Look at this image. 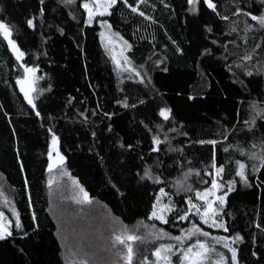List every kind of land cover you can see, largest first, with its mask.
<instances>
[{"label":"trees","instance_id":"trees-1","mask_svg":"<svg viewBox=\"0 0 264 264\" xmlns=\"http://www.w3.org/2000/svg\"><path fill=\"white\" fill-rule=\"evenodd\" d=\"M81 2L77 0V4ZM147 2L157 7L152 9L141 4L140 8L152 16L155 23L131 14V18L113 26L114 31H120L134 45L137 68L144 64L151 69L142 71L144 82L141 83L138 78H118L111 56L101 43L98 26H77L71 20L69 13L75 5L45 0L46 20L41 22V17L36 16L38 27L33 30L27 27L26 19L35 14L38 0H0V20L8 23L12 38L26 52L24 59L31 58L32 64L38 65L36 89L51 86V91L40 95L37 103L48 115L60 118L49 121L45 116L41 120L30 111L31 106L16 84L22 69L16 68L18 62L0 36V105H4L0 109V210L12 221L15 216L11 215L10 205L15 206L22 225L21 229H12V236L0 240V264H65L53 214L55 205L62 204L63 209L69 208L72 215L77 216L75 211L81 206L66 197L77 190V184L89 192L90 205L104 206L123 224L133 226L140 221H151L150 193H145L134 175L138 171L134 164L139 161L132 159L130 149L119 145L132 143L137 146V152L146 148L149 134L144 125L154 128L157 123H168L158 117L159 107L171 108L176 126L188 133V137L176 135L172 143L173 146L183 144L191 165H173L175 152L161 157L169 166L164 172L169 187L184 177L188 167L199 170L206 166L207 146L189 143V140L206 137L218 140L217 156L223 158L225 180L232 178L237 160L245 163L249 174L252 165L258 164V160L242 153L255 152L259 156L264 151L261 146L264 141L245 139L247 125L244 123L251 121L253 103L264 108V69L260 68L264 62V27L251 17L232 14L235 7L242 6L241 0H213L220 13L229 16L228 21L214 18L211 10L192 14L182 6L184 0H165L171 9L161 5L160 0ZM243 4H251L254 13L258 9L253 0H243ZM81 12L82 8L76 15ZM116 19L120 20V13L116 14ZM206 26H211L213 33H208ZM233 26L237 28L236 33L231 32ZM58 27H63L66 35H60ZM212 39H217L218 43L211 44ZM221 44L227 46L228 52ZM205 46L213 50V55L203 54ZM43 52L47 55H42ZM233 52L236 54L232 55ZM245 54H251L253 59H242ZM157 57L163 61L161 65L153 64ZM248 72H252V76H248ZM121 88L125 91L121 92ZM37 95L36 92L35 97ZM125 96L129 104H136L135 108H124L116 103ZM140 100L144 103H139ZM82 109L89 113L95 109L97 115H89L88 121L81 124L82 117L76 110ZM4 112L8 113L7 117ZM105 112L113 115L109 118ZM53 123L61 137L59 151L65 157L58 168H53L63 169L58 173L48 169L51 138L46 129ZM262 123L259 119L254 121L258 135H264ZM109 124L112 132L107 130ZM221 127L225 136L218 134ZM92 132L96 133L95 137ZM161 147H165L163 142ZM225 147L227 152L222 151ZM21 163L25 168L23 173L19 170ZM25 177L28 187L23 186ZM49 180H53L52 185ZM188 182L193 189L204 187L194 173L188 176ZM117 188L126 197L118 194ZM233 189L226 199L235 221L233 223L231 217L227 219L245 236L240 245L241 264H264V240L260 239L264 233L253 224V221L264 222V187L250 188L240 183ZM184 195L181 192L174 199L179 200ZM83 208H87L86 205ZM32 214L38 217V222L30 219ZM177 223L181 227L189 226L188 222ZM162 227L180 232L179 228L168 224ZM25 231L27 236L23 235ZM253 251L256 256H252Z\"/></svg>","mask_w":264,"mask_h":264},{"label":"snow or ice","instance_id":"snow-or-ice-1","mask_svg":"<svg viewBox=\"0 0 264 264\" xmlns=\"http://www.w3.org/2000/svg\"><path fill=\"white\" fill-rule=\"evenodd\" d=\"M61 2L65 5L76 6L73 11L69 13V15L71 20L76 22L77 26H98V35L101 43H104L107 39V44H113L114 38H119L123 44L119 57L116 54L111 55V60L115 64L119 79L125 78L121 76L120 73L128 72L130 75L126 77L127 79H133L131 73H134L135 77L140 78L141 83L144 82L142 71L146 72L151 69L146 67L144 64H141L139 69L137 68L134 63V45L129 43V41L121 35L120 31H114L113 26L125 19L131 18V14H136L145 20H150L155 23L153 17L147 15L146 11L140 8L141 4H145L146 7L155 9L157 7L155 3L148 4L147 0H132L131 3L129 0H119V3L118 0H82L79 4H77V0H61ZM253 2L258 4V9L255 13L251 10V4L244 5L243 0H241L242 6L235 7L232 10V14L237 17H251L252 21L257 22L259 26L264 27V0H253ZM160 4L165 8H172V6L166 3L165 0H160ZM182 6L192 14H200L201 12L211 10L210 14H214V18L219 17V21L229 20L228 15H222L220 13L217 3H214L213 0H184V4ZM46 8L47 5L45 0H38V7L35 14L26 19V25L28 28L33 30L37 29L38 25L35 21L36 16L41 17V22L46 20ZM81 8L83 9V12L77 16L76 12ZM125 11L128 13L127 16L125 15ZM117 13H120L119 21L116 19ZM219 21L217 23H219ZM132 22L135 23V20L133 19ZM56 30L60 35H66V31L63 27H58ZM217 30L222 33V29L218 28ZM206 31L211 34L213 33V28L211 26H206ZM231 32L236 33L237 28L235 26L231 27ZM106 33H108L107 37ZM133 35H135V32ZM0 36H2L3 40L7 42V47L14 55L15 61H23L22 63H18L16 65L18 70L22 69V73L17 76L16 84L19 85L20 92L23 93V99L27 102V105L31 106L30 111L34 112L35 117L40 118L41 120H43L45 116H47L49 121L60 119L45 113L42 105L37 103L40 99V95L51 91L50 85L37 87L36 92L38 95L35 98L31 94L33 91L32 84L37 79L36 73L38 71V65H33L31 58L28 60L24 59L26 52L18 46L16 39L11 38L12 30L8 23L3 20H0ZM169 39H171V37H169ZM45 42L46 41H42V43ZM77 43L79 44V41H77ZM172 43L175 44L176 42L172 41ZM217 43V39L211 40V44L215 45ZM107 44L105 45L106 48ZM221 47L224 48L225 52H228L227 46L221 44ZM256 47L259 48L260 46L256 45ZM177 51H181V49L177 48ZM125 52H128V55H125ZM41 54L45 56L47 55L46 52ZM203 54L213 55V50L209 46H205ZM235 54V52L232 53V55ZM224 59L227 60L228 57L225 56ZM242 59L252 60L253 56L251 54H245ZM162 63L163 61L159 57L153 61L154 65H161ZM164 70L166 71L167 69ZM247 75L252 76V72H248ZM120 91L124 92L125 89L121 88ZM191 98L192 97H190V99ZM70 103L71 101H69V104ZM116 103L121 104L124 108L136 107L135 103H128V96H125L123 100H117ZM139 103L143 104L144 101L140 100ZM71 107L75 109V105H72ZM3 108L4 105H0V109ZM252 109L255 113L252 120L244 122L247 125L245 139H259L264 141V135H258L259 129H257L254 125V121L257 119L264 122V108H258L257 105L253 103ZM76 111L77 114L82 117L81 124L88 121L89 115H97L95 109H93L90 113L87 109ZM4 115L7 117L8 113L4 112ZM104 115L110 118L113 113L105 112ZM158 117L161 121L168 123L167 125L164 123H157L154 128L144 125L146 133L149 134V143L146 148H141L137 152V146L132 143H128L127 145L121 143L119 146L121 148L127 147V149H130L131 152L129 155L132 156L133 160L139 161V163L134 164V167L138 170L134 175L140 187L144 189L145 193H150V207L148 209V211H150L149 219H154L162 224H168L170 227H177L180 230V234L173 235L172 232L165 231L163 227L157 229L156 225L152 224L150 227L155 229V231H151L148 237L128 236L127 240H125L122 236L116 235L114 238L115 242L125 245L127 249L124 259L127 261V264H132L135 253L138 257V264H241L240 253L242 252V248L240 245L244 243L245 236L241 234L240 230L233 227V224L229 223L227 219L231 217L233 223L235 221V215L231 210V205L226 197L228 193L234 190L233 186L236 184L242 183L244 186L250 188L257 186L264 187V171H261V169H264V151H262L259 156H257L255 152L242 153L250 156V158L254 161L258 160V164L254 163L252 165L251 174H249L246 171L245 163L237 160L235 162L237 167L232 170V178L225 180L222 177V174L225 172L223 158L221 157L218 159L217 156L218 150L216 145L218 144V140L213 137L197 138L194 141L189 140V143L207 146L209 154L206 157V166L199 170L193 167H188L187 171L184 172L185 181L183 183L177 182L171 184L169 187L168 177L164 175V172L168 170L169 166L165 164L161 157L166 153L175 152L177 153L175 159L169 157V159H172L173 165H180L181 167L191 165V161L187 159V154L183 150V144L180 146H173L172 143L176 135L188 137V133L183 131L182 128L176 126L171 108L166 106L159 107ZM9 123H11L10 120ZM261 127L264 128V123L261 124ZM107 130L112 132L111 124L107 126ZM241 130H243V126ZM46 132L51 138L48 159L52 160V153H55L56 159L60 163H63L65 157L60 154L57 148L61 137L58 134L56 124H50L49 127H47ZM169 133L174 135H169ZM218 134L220 136H225V132L222 127ZM92 136L95 137L96 133L92 132ZM162 142L165 144V147H161ZM261 146L264 147V143H262ZM222 151L227 152L228 148L225 147ZM132 153L136 154L133 156ZM52 168L53 164L49 163L48 169L51 171ZM19 170L21 173L25 171L22 163L20 164ZM202 172L203 175H201ZM192 173L199 178V184L204 185V187L193 189L190 184H187V178ZM49 183H51V181H49ZM23 186H29V181L26 177L23 179ZM113 187L116 188V185L113 184ZM166 189L168 190L166 191ZM116 191L121 196L126 197V194L120 192L118 188ZM181 192H184L185 195L179 200L174 199L179 196ZM193 192L194 195L188 194ZM162 198H166L167 202L165 203ZM70 199L76 205L80 206L91 203L89 192L79 184H77V190L73 192ZM29 206H31V204H29ZM10 207L11 215L15 216V220H7L4 212L0 211V240H5L7 237L12 236L13 228L21 229L22 227L17 209L15 206L10 205ZM80 211L85 212V209L81 207ZM53 215L57 221L56 234L58 238H62V232L65 230L66 226L71 227V230L74 233L81 235L83 238L87 237V229L96 227L92 218H89L86 215L82 216L78 222L75 218H73L72 221H65L63 214L59 217L55 216V214ZM30 219L33 222H38V217L35 214H32ZM183 221H188L189 226L181 227L177 223ZM253 224L258 231L264 233V222L257 223L253 221ZM204 226H207L208 229L218 230L223 234H213L212 232L205 230ZM23 235L27 236V232H23ZM248 235L251 237V233ZM253 239L257 238L254 237ZM260 239L264 240V236L260 237ZM133 240L141 241L146 246L134 250L132 245L127 243V241ZM151 241L159 242L158 246L154 244L150 249L147 245ZM149 252H151L152 258H150ZM116 254L120 255L119 252ZM251 254L252 256L257 255L255 251Z\"/></svg>","mask_w":264,"mask_h":264},{"label":"rangeland","instance_id":"rangeland-1","mask_svg":"<svg viewBox=\"0 0 264 264\" xmlns=\"http://www.w3.org/2000/svg\"><path fill=\"white\" fill-rule=\"evenodd\" d=\"M107 36H108V33H106V37ZM106 44H107V39L103 43L104 47ZM122 48H123V44L119 40V38H114V43L107 44L106 50L110 56L112 54H116L119 57V53ZM125 55H127V52H125ZM18 63H22V61ZM260 66H261L260 68H262L261 70L263 71L264 62H262ZM120 75L123 77L124 76L128 77L130 73L123 72V73H120ZM131 75L133 76V79L138 78L137 80L140 81V78L135 77L134 73H131ZM142 75H143V72H142ZM36 77H38V71L36 73ZM36 84H37V79L32 84L33 91L31 94L33 95L34 98L36 95ZM26 87H27V84H26ZM18 88L20 90L19 85H18ZM254 114L255 113L251 105L250 107L251 120ZM50 146H51V141L49 144V150H50ZM57 148L59 150V144ZM49 163L53 164V168H58L61 164L56 159L55 153H52V160H49ZM53 168L51 169V171L57 172V173L63 170V169H53ZM49 181H51V183L49 184L52 185L53 180H49ZM184 181H185V177L182 176L180 179H178L177 182L183 183ZM186 182L187 184H190L192 186V184L188 182V178ZM66 195H67L66 197H68V200H71L70 197L72 194H70L69 196L68 194ZM190 195H194V192L192 194L190 193ZM162 199H164L165 203L167 202L166 198H162ZM63 207L64 205L62 204H59L58 207H57V204L55 205V208H54L55 216L59 217L63 214V218L65 221H72L73 218H75V220L78 222L82 216L86 215L87 217L92 218L93 223L96 224V227L87 229L86 238H83L81 235L74 233L71 230V227H68V226L65 227V230L62 232V238H60L61 244L63 245L62 246L63 258H64L65 264H82V262L83 264H127V261L124 259V255L126 254L127 249L125 245L120 244L119 242H115V239H114L115 236L120 235L125 240H127L128 236L148 237L151 231H155V229H152L150 227L152 224H155L157 229L165 225L159 221H155L154 219H151V221H140L133 226H127L123 224L118 218L114 217L104 206L100 204L86 205L87 208H85V211L91 212V214L81 212L80 211L81 208H78L75 211L77 212L76 213L77 216L75 215L73 216L69 208L65 210L66 208L63 209ZM78 216L80 217L77 218ZM5 217L7 220L11 221V219L8 218L6 214H5ZM187 222L188 221H183V223H187ZM204 227H205V230L210 231L213 234H223L222 232L218 230L208 229L207 226H204ZM172 234L179 235L180 232L178 233L172 232ZM161 242H166V241H161ZM127 243L131 244L134 250L146 246L141 241H136V240L127 241ZM158 243L159 242L157 241H151L147 246L151 249V247L154 244L158 246ZM117 252H119L120 255H117L116 254ZM149 256L150 258H152L151 252H149ZM132 264H138V257L135 255V253L133 256Z\"/></svg>","mask_w":264,"mask_h":264}]
</instances>
